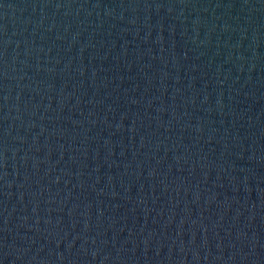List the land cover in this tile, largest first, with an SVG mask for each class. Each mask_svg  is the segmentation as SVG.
Wrapping results in <instances>:
<instances>
[{"label":"water","instance_id":"obj_1","mask_svg":"<svg viewBox=\"0 0 264 264\" xmlns=\"http://www.w3.org/2000/svg\"><path fill=\"white\" fill-rule=\"evenodd\" d=\"M0 264H264V0H0Z\"/></svg>","mask_w":264,"mask_h":264}]
</instances>
